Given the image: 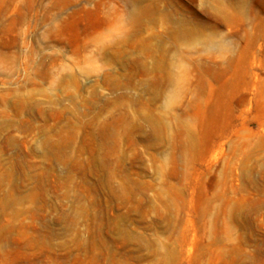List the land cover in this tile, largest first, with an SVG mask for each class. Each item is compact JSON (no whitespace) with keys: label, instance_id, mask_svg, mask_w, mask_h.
<instances>
[{"label":"rangeland","instance_id":"374dc122","mask_svg":"<svg viewBox=\"0 0 264 264\" xmlns=\"http://www.w3.org/2000/svg\"><path fill=\"white\" fill-rule=\"evenodd\" d=\"M0 264H264V0H0Z\"/></svg>","mask_w":264,"mask_h":264}]
</instances>
